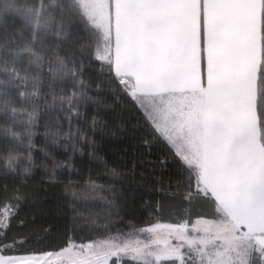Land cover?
<instances>
[{
	"label": "snow or ice",
	"instance_id": "1",
	"mask_svg": "<svg viewBox=\"0 0 264 264\" xmlns=\"http://www.w3.org/2000/svg\"><path fill=\"white\" fill-rule=\"evenodd\" d=\"M73 30L76 49H64ZM93 52L114 71L138 122L188 173L181 222L138 231L166 227L188 251H180L183 244L153 249L130 232L80 244L78 264H127L125 257L134 264H264V0H0V180L30 176L37 167L33 137L41 113H58L40 149L50 182L71 166L57 158L60 147L82 152L84 145L103 159L94 138L72 129L73 121L87 120L82 108L103 104L102 85L90 95L83 79ZM97 116L91 127L103 131L107 124ZM71 196L69 211L80 218L78 193ZM34 201L20 187L0 185V209H11L7 224L0 218V240L11 245H3L6 252L25 242L8 241L7 231ZM205 204L210 219L192 212ZM161 210L158 202L154 211ZM69 244L76 247L70 237ZM0 264L32 260L0 255Z\"/></svg>",
	"mask_w": 264,
	"mask_h": 264
},
{
	"label": "trees",
	"instance_id": "2",
	"mask_svg": "<svg viewBox=\"0 0 264 264\" xmlns=\"http://www.w3.org/2000/svg\"><path fill=\"white\" fill-rule=\"evenodd\" d=\"M73 31V36L62 45L64 49H76ZM76 55L79 58L78 51ZM95 56L93 52L92 60L85 61L83 79L92 89L90 95L94 94L97 84L102 85L103 104L90 102L86 109L82 108L81 112H86L87 120L81 118L78 124L73 121L72 129L80 128L89 139L94 138L99 156L103 159L89 155V148L84 145H78V148H83L82 152H73L71 147L65 151L60 147L57 158L70 161L71 166L59 170L56 182H50L44 169L39 166L43 163L40 149L46 144V125L55 124L58 113H41L33 137L37 167L30 176L0 180V185L7 183L9 189L15 185L35 197L34 202L21 208L19 219H13L7 231L8 241L22 237L25 242L17 244L15 251L6 252L3 245L7 242L0 240L2 255L57 251L69 245V237L71 243H93L109 235L127 234L156 223L181 222L183 210L188 207L182 202L188 173L168 144L157 138L142 121L138 122V114L129 96L113 83L114 71L109 70L106 60H97ZM68 84L67 92L70 94L72 81L69 80ZM48 99L51 102V97ZM59 115L66 132L68 124L63 120V115ZM93 116L107 124L103 131L92 129ZM113 170L116 175H113ZM169 182L172 184L171 190L168 188ZM177 182L180 184L178 193L175 191ZM111 189L116 192L113 193ZM72 191L78 193L76 207L80 209V218L76 219L69 211ZM116 194H119V199L114 201ZM158 202L162 210L156 212L154 209ZM4 211H7V216L3 221L7 224L11 209H0V212ZM211 211L206 204L192 206L193 213L209 214L205 215V219L211 218ZM20 219L26 221L24 226L20 225ZM7 246L11 247L10 244ZM125 261L134 264L128 257H125ZM159 264L172 262L160 261Z\"/></svg>",
	"mask_w": 264,
	"mask_h": 264
},
{
	"label": "rangeland",
	"instance_id": "3",
	"mask_svg": "<svg viewBox=\"0 0 264 264\" xmlns=\"http://www.w3.org/2000/svg\"><path fill=\"white\" fill-rule=\"evenodd\" d=\"M6 216H7V211H4L3 216L0 218L4 220ZM156 224L162 226L168 225V223H156ZM150 226L141 229H146ZM138 230L139 229H136L131 232H133L136 236H138L142 242L150 243L153 249H163L165 246L170 247L172 245L179 246L183 244L184 247L180 248V251L181 252L188 251L186 242L178 240L174 232H171L170 234V230L166 227L156 228L152 233L149 232L141 233ZM99 242L101 241H97L95 243H99ZM72 244L76 245V247H71L69 244L67 246L68 247L67 252H61L60 249L57 251H46L43 253L15 254V255H5V256H18V255L30 256L32 260V264H78V261L83 259V257L79 254V247H78L82 243H72ZM85 244H89V243H85ZM185 258H187V256H185ZM177 262L178 264H180L179 261Z\"/></svg>",
	"mask_w": 264,
	"mask_h": 264
},
{
	"label": "bare ground",
	"instance_id": "4",
	"mask_svg": "<svg viewBox=\"0 0 264 264\" xmlns=\"http://www.w3.org/2000/svg\"><path fill=\"white\" fill-rule=\"evenodd\" d=\"M6 258L8 257V256H5Z\"/></svg>",
	"mask_w": 264,
	"mask_h": 264
}]
</instances>
